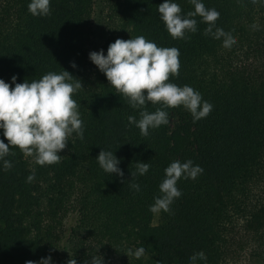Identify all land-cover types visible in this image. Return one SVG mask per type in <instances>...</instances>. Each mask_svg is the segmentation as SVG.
I'll use <instances>...</instances> for the list:
<instances>
[{
	"label": "trees",
	"instance_id": "1",
	"mask_svg": "<svg viewBox=\"0 0 264 264\" xmlns=\"http://www.w3.org/2000/svg\"><path fill=\"white\" fill-rule=\"evenodd\" d=\"M30 2L0 0V79L14 87L13 76L22 83L68 71L83 85L73 99L84 133L83 139L72 133L57 164L40 166L11 146L14 155L0 159V264H38L49 255L51 264L69 258L90 264L93 257L103 264L108 255L120 264H190L201 251L207 259L196 264H226L237 219L262 239L264 197L255 193H264V0H200L219 12L216 27L235 37L230 49L203 34L207 24L199 16L189 39H173L157 11L164 0H50V14L35 17ZM172 2L182 15L194 11L190 0ZM96 17L107 28L97 46ZM139 35L179 49V76L169 82L188 85L210 102L206 118L194 123L183 106L166 108L169 122L146 137L128 124V116L139 119V110L115 93L89 53L106 55L117 38ZM159 107L147 104L149 112ZM0 140L7 143L2 129ZM102 149L120 160L123 177L99 166ZM177 160H191L203 173L181 177L182 195L171 211L152 213L164 170ZM136 162L150 167L133 178ZM141 246L146 251L139 259L128 254Z\"/></svg>",
	"mask_w": 264,
	"mask_h": 264
},
{
	"label": "clouds",
	"instance_id": "2",
	"mask_svg": "<svg viewBox=\"0 0 264 264\" xmlns=\"http://www.w3.org/2000/svg\"><path fill=\"white\" fill-rule=\"evenodd\" d=\"M257 0H252L256 3ZM194 11L182 15L179 4L172 0H164L158 5L157 11L167 32L173 39L187 40L186 33L197 31V21L193 17L199 16L207 24L204 35L214 39H222V46L230 49L236 43L231 32H225L216 27L219 12L214 8H206L200 0H190ZM28 11L32 16H47L50 14V0H31ZM253 27H257L253 25ZM215 29V31H213ZM180 52L176 47H159L156 43L147 40L143 35L127 40L117 38L110 43L105 55L103 50L90 52V61L103 73L115 89V93L127 99L133 109L139 110V119L128 116V124L135 125L142 136L149 135V129H156L166 125L168 112L166 108L183 106L190 112L193 122L206 118L212 111L213 105L202 101L201 94L188 85L178 86L169 82L170 77L179 76ZM75 68V63L71 64ZM16 76L11 78L12 85L0 79V129L7 140H0V159L10 153V146L18 148L26 157H32L40 166L57 164L61 160L60 153L69 142L72 133L83 139L84 127L78 111L79 105L73 99V94L83 88L82 82L68 71L61 73L48 72L39 80L16 83ZM159 104L154 112L147 110V104ZM99 166L109 174L123 177V171L118 167L120 160L111 151L101 150L96 157ZM150 165L144 162L135 163L137 174L144 175ZM12 163L4 160V169L10 170ZM165 178L159 184L160 195L154 198L149 207L152 213L171 211L170 205L182 193L177 188V181L196 179L203 173L199 165L193 166L188 160L181 163L179 160L171 162L164 170ZM35 178V171L27 177L31 183ZM130 187L139 192L140 187L131 183ZM143 246L129 255L139 259L145 254ZM203 251L189 257L190 264L197 260H206ZM25 264H37L28 260ZM38 264H51V256L42 258ZM66 264H77L74 258H69ZM90 264H102V258L93 257Z\"/></svg>",
	"mask_w": 264,
	"mask_h": 264
},
{
	"label": "rangeland",
	"instance_id": "3",
	"mask_svg": "<svg viewBox=\"0 0 264 264\" xmlns=\"http://www.w3.org/2000/svg\"><path fill=\"white\" fill-rule=\"evenodd\" d=\"M93 29L95 31L93 43L97 46L102 40V34L107 33V28H103L102 30V24L96 17L93 18ZM255 195H257V197H264L262 189L260 191L258 189ZM228 237H230L231 240L228 242L230 252L227 257H225L226 264H264V237L258 239L247 232L244 228L242 219L234 221ZM103 264L120 263L116 256L108 255L104 257Z\"/></svg>",
	"mask_w": 264,
	"mask_h": 264
}]
</instances>
